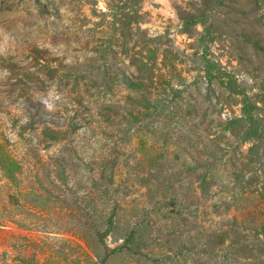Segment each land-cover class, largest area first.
Returning <instances> with one entry per match:
<instances>
[{"label": "rangeland", "instance_id": "obj_1", "mask_svg": "<svg viewBox=\"0 0 264 264\" xmlns=\"http://www.w3.org/2000/svg\"><path fill=\"white\" fill-rule=\"evenodd\" d=\"M0 264H264V0H0Z\"/></svg>", "mask_w": 264, "mask_h": 264}]
</instances>
